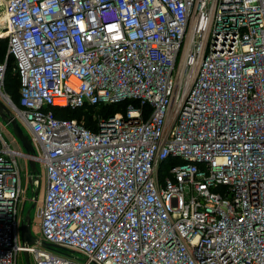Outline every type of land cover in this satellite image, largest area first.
<instances>
[{
    "label": "built area",
    "instance_id": "1",
    "mask_svg": "<svg viewBox=\"0 0 264 264\" xmlns=\"http://www.w3.org/2000/svg\"><path fill=\"white\" fill-rule=\"evenodd\" d=\"M3 37L46 192L26 246L0 135V264H264V0H0Z\"/></svg>",
    "mask_w": 264,
    "mask_h": 264
},
{
    "label": "rangeland",
    "instance_id": "2",
    "mask_svg": "<svg viewBox=\"0 0 264 264\" xmlns=\"http://www.w3.org/2000/svg\"><path fill=\"white\" fill-rule=\"evenodd\" d=\"M1 39L2 38H0V40ZM6 82L7 81H5L4 90L8 94L9 92L6 89L7 88ZM1 97H0V99L5 103V101ZM11 99H12V97H11ZM22 126L24 128V131L28 134V132H29L28 127L26 125H23V124H22ZM0 135H1L2 139L10 145L11 148L17 150V152L19 153L17 155L16 159H17V168L21 172L22 185H23V189H24V194H22L23 196H22V201H21V205H20L21 216L24 219L27 210L32 205V203L35 202V193L32 190L28 189V187L31 186L29 184V174H30L29 172L31 170L30 164H29V159L25 155H23V153L26 151V149L23 146L21 140L16 136L13 128L11 126H9L7 121L4 120L1 116H0ZM39 169H40L42 176L38 177V178L37 177L33 178L34 180L40 178L39 182L36 183V187H35V190L38 191V198L36 201L37 204L31 210L32 232L37 237H41L39 212H40V207L43 204V199H44L45 192H46V173H45L44 168L41 165H39ZM20 241H21V239H20ZM75 255L79 256V257L81 256L79 253H76ZM30 260H31V263L33 264L34 263L33 255L30 256ZM19 264H27L24 252H21L19 255Z\"/></svg>",
    "mask_w": 264,
    "mask_h": 264
},
{
    "label": "trees",
    "instance_id": "3",
    "mask_svg": "<svg viewBox=\"0 0 264 264\" xmlns=\"http://www.w3.org/2000/svg\"><path fill=\"white\" fill-rule=\"evenodd\" d=\"M8 46V38L3 37L0 40V63L6 58ZM7 91L15 102H19L20 98V76L15 70V58L13 56L9 57L8 67L5 76ZM133 102L138 104L135 100H124L116 104L111 105H101L99 107H82L78 109H64L55 107L54 111L56 115L60 118H77L79 120H84L85 124L88 126L94 125L93 114L101 113L104 116H109L115 114L118 111H125L128 105ZM93 124V125H92ZM95 127V126H94Z\"/></svg>",
    "mask_w": 264,
    "mask_h": 264
},
{
    "label": "water",
    "instance_id": "4",
    "mask_svg": "<svg viewBox=\"0 0 264 264\" xmlns=\"http://www.w3.org/2000/svg\"><path fill=\"white\" fill-rule=\"evenodd\" d=\"M0 116L7 120V122L12 126L14 133L16 136L21 140L23 146L26 149V153H33L34 152V146L32 144L31 138L29 134H27L24 131L23 126L19 122V120L11 114L10 109L6 106V104L0 99ZM30 169L32 173L38 172V166L34 159H29ZM39 177V176H38ZM29 184L33 186L34 179L33 176L29 177ZM37 198H38V191L35 192V202L32 203V205L29 207V209L26 212L25 218L21 222V239L22 243L26 246L35 244L38 242L39 237L35 236L32 232V217H31V210L32 208L37 204ZM42 245L45 247H52L53 244L43 241ZM25 259L27 264H31L30 262V254L28 251H24Z\"/></svg>",
    "mask_w": 264,
    "mask_h": 264
},
{
    "label": "flooded vegetation",
    "instance_id": "5",
    "mask_svg": "<svg viewBox=\"0 0 264 264\" xmlns=\"http://www.w3.org/2000/svg\"><path fill=\"white\" fill-rule=\"evenodd\" d=\"M7 121V120H6ZM8 123V122H7ZM9 126H11L9 123H8ZM12 127V126H11Z\"/></svg>",
    "mask_w": 264,
    "mask_h": 264
}]
</instances>
